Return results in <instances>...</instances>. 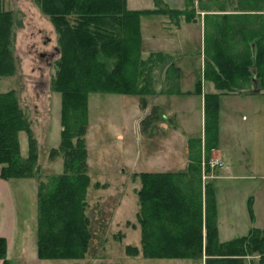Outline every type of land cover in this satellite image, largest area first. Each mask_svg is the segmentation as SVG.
<instances>
[{"label":"trees","instance_id":"trees-1","mask_svg":"<svg viewBox=\"0 0 264 264\" xmlns=\"http://www.w3.org/2000/svg\"><path fill=\"white\" fill-rule=\"evenodd\" d=\"M160 1L154 0L155 5ZM205 1L197 0L198 9H208ZM35 2L59 33L60 58L53 89L61 94L62 129L60 143L51 149L50 156L61 154L63 157L62 172L52 175L48 183L38 184L36 252L39 259L83 258L91 238L85 215L86 191L91 181L85 141L88 96L94 92L141 96L159 92L182 94L179 68L172 55L155 52L142 58L140 18L153 13L167 14L179 25L181 17L186 22H195L198 9L195 0H184L181 9L169 5L164 9H129L127 0ZM237 4L233 13L220 17L224 23L216 22L211 32L204 30L203 77L196 82L193 92L203 94L204 130L203 137H191L187 141V168L133 173L141 182L137 190L141 249L128 245V255H137L141 250L147 258L201 259L205 256V264H245L247 257H255L254 264H264V229L252 227L244 236L219 240L214 187L210 181L203 188L201 180V146L208 160L210 150L218 143L220 96L260 94L264 90V13L257 12L263 11L264 0H238ZM12 24V14L2 10L0 0V76H10L15 71ZM106 57L117 59L113 70L107 73L102 62ZM158 59L169 60L175 77L170 89L159 92L151 89L149 83ZM253 69L260 83L259 92L254 90ZM204 80L212 81L216 92L203 93ZM142 105H147L144 98ZM152 119L150 116L143 122L148 125ZM29 126L15 90L0 92V178L33 175L37 147ZM20 131L27 133L26 157L20 152ZM206 171L210 172L209 165ZM251 204L249 198V214L253 220ZM6 248V239L0 236L1 264H8L4 259Z\"/></svg>","mask_w":264,"mask_h":264},{"label":"rangeland","instance_id":"rangeland-1","mask_svg":"<svg viewBox=\"0 0 264 264\" xmlns=\"http://www.w3.org/2000/svg\"><path fill=\"white\" fill-rule=\"evenodd\" d=\"M169 1L173 4L172 6L164 0H161L159 5H155L154 0H127V5L129 9L154 7L164 9L167 5L171 8H175V6L183 8L184 6V0ZM237 1L206 0L208 9L200 10L197 7V0H195V6L198 9L195 21L197 24L185 26V30L180 32L179 37L170 41L171 47L169 48L179 47L177 45L180 43L177 44V42L180 41V37L186 38V35H190L196 39L195 36L198 35L200 26H203L204 30L206 28L210 32L213 31L216 22L224 23V19L220 18L224 13L234 12L238 6ZM261 5L263 6V3ZM1 8L12 14L11 51L15 71L13 75L0 76V92L15 90L20 107L29 121L34 138H36L37 147V160L33 167V175L27 178H11L0 185V197L5 202L2 207L4 211L10 210L6 216L0 212V235L5 234L9 242L7 255L4 259L8 260V264H205V256L201 259L147 258L142 255L141 250L137 255L127 254L126 247L128 245L141 249V228L137 219L139 211L137 190L140 188L141 182L138 177L133 176V173L135 171L138 173L161 172L162 170V167L156 163V157L146 152L149 146L155 145V143H151V140L147 142L145 134L148 132L150 122L145 125L143 120L153 116V124L157 123V128L160 127V133L153 134L151 139L157 138L159 134L160 137L168 136L175 125L171 118H164L165 115H162L158 107L155 106L154 102L157 103L159 99L154 95L141 96L103 92L91 93L88 98V131L85 138L88 150V175L91 181L86 191L85 215L89 220L91 238L84 257L70 259H39L37 257L36 193L38 184L40 182L48 183L52 175L61 173L63 170V157L60 154L50 156V148L57 147L60 140L61 94L53 89V81L58 70L57 61L60 58L59 33L49 16L43 13L35 0H1ZM257 12L264 13V9ZM207 15L211 16L208 20L206 19ZM167 17L169 18L168 15ZM160 19L161 15L142 17L143 32L145 35L147 31L154 28L157 35L153 37L151 48L170 50L164 43V39H167L166 30H163L161 25L159 26ZM180 45L181 49L184 47L192 52L195 48L200 47L198 37L196 41L192 40L186 43L184 41V44ZM157 61L151 70V82L149 83H151V89L159 92L170 89L175 82V77L173 71L170 70L168 59L165 61L158 59ZM181 61L187 64L191 62L194 67L198 63V58L190 55ZM102 62L107 73L113 70L117 59L106 57ZM186 81L183 83L184 88H190L192 85L187 84ZM204 82L212 84L204 83V86L202 83V88L208 85L214 87L212 81L204 80ZM260 94L264 95V90H261ZM228 97L224 98L223 103L226 120L229 116L230 104L236 103L234 99ZM143 98L147 101V105L151 99L153 103L149 107L147 105L144 107L142 105ZM168 98L170 101L181 99L185 102L195 103L193 102L195 100L186 98L173 96ZM263 99L256 100L259 103L260 111H264ZM233 105L232 110L238 111L237 120L240 128L238 131L228 129L224 138L225 140L229 139V147L234 159L243 153L245 160L250 161V165L235 164L229 173L230 176L223 175L213 181L216 195L220 200L221 216L223 219L226 217L227 211L229 212L231 209L230 204L231 206L234 202L238 204L242 199L246 200L249 197L252 200L255 199L254 212L257 224L264 227V120L257 118L255 126L249 127L247 124L250 115L257 110V104L253 108L242 100ZM131 116L133 119L130 121ZM191 117H189L191 124L186 131L195 133L198 130L195 123L196 116ZM119 122H122L125 127L122 135L119 131ZM162 123L165 125L162 126ZM143 127L145 128L143 129ZM183 128L185 130V126ZM117 129L120 133H116ZM18 137L21 154L27 156V133L20 132ZM48 137L46 145L37 142V139H41V143H43ZM115 138L123 139V142L119 140V144L116 145ZM172 143H176L175 138L172 139ZM215 149L210 150L209 159L206 160L207 154H205L204 146H201L203 188L206 183L211 181L212 172L216 168L219 167L220 174L224 169L221 168L223 162L216 155ZM214 157H217L221 164L214 169L209 166L210 172H207L206 167L209 165V160ZM171 160L173 162L170 167L176 166L174 161L177 159L171 158ZM96 183L99 186H96ZM245 221L247 222L246 218ZM240 233L235 234L239 235ZM222 237L225 238V235ZM0 260L3 262V259ZM256 260L255 257H247L245 264H254Z\"/></svg>","mask_w":264,"mask_h":264},{"label":"crops","instance_id":"crops-1","mask_svg":"<svg viewBox=\"0 0 264 264\" xmlns=\"http://www.w3.org/2000/svg\"><path fill=\"white\" fill-rule=\"evenodd\" d=\"M164 1L167 2L170 6L173 5L172 3H170L169 0H167V1L164 0ZM127 7H128V5H127ZM175 8L181 9L180 7H176V6H175ZM150 15L151 16L161 15V19H160L161 23H159V26L161 25L163 30H166V38L167 39H164V43H166L168 45L167 46L168 48L171 47L170 41H174V39L178 38L180 35V32L185 30V26H187V25L192 26L194 24H197V22H186L184 20V18L181 17V19L179 21V25H176L174 20H170L169 19L170 17L168 18L167 15L157 14V13H153V15L152 14L143 15L140 18V29H141V36H142V48H141L142 58L145 59L149 56V54L155 53V52H162L164 54H170V55L172 54V56L174 57V63L179 68L178 84H179L180 91L182 92V94H166V93H160L159 92V93L154 95V97L159 99V101H157V103L154 102L155 106L158 107V109L160 110L162 115H165L164 118L165 117L171 118L173 120L175 126H173V128L171 129V132L168 136L160 137V134H159L157 136V138L151 139L153 134L160 133V127L157 128V123L153 124L152 121L154 119H152V121L149 124L150 126L148 129V132H146L145 135L147 136V142L149 140H151V143H155V145L149 146V148L146 152H148L150 155H153L156 157L157 165L162 167L161 172L181 171V170H185L187 168L188 163H189L188 155H187V152H188L187 141H188V139L191 137H199V136L203 137V130H204L203 94L198 95V94H194L193 92L195 89L196 82L200 78L202 79V77H203L204 27L200 26V28L198 30V35L195 36L196 39L194 38V36H190V35L185 34L186 38L180 37V39H179L180 41L177 42V44H179V43L184 44V41H185V43L191 42L192 40L196 41L197 37H198V42L200 44V47L195 48V50H194L195 52L187 50L184 47H182V49H181L180 44L177 45L179 47L169 48L170 50H159V49L154 50V48H151V45H152L151 43H152L153 37H155L157 35L154 31V28H151L149 31H147L148 26L146 27V25H147V23H146L145 27H146L147 34L144 35V32H143L142 17H148ZM162 16H163V18H162ZM147 38H148V40H147ZM146 40H147V42H146ZM149 40H151V41L149 42ZM172 51H175V52H172ZM190 55L196 56V58H198V63L195 64L194 67L192 66L191 62L187 64L186 62L181 61V60H183V58L189 57ZM190 58H192V57H190ZM192 68H194V69H192ZM185 80H187L186 81V82H188L187 84L192 85V86H190V88H184L183 83ZM202 83L203 84L204 83L205 84H212L210 82H204V81H202ZM205 84H204V86H205ZM202 91H203V93L216 92V89L213 87V85H208L207 87L202 88ZM187 92H191V94H186ZM172 96L175 98L176 97L177 98H186V99L192 100V101L195 100V101H193L195 103L185 102L181 99H175L174 101H170V99L168 97H172ZM226 96H229L228 98L234 99L236 101V103H240L242 100H244L246 105H249V106L251 105V107H253V108L257 104V110H255V112H254L255 115H254V113L250 115V119H249V122L247 124L249 127L255 126V121L257 118L264 120V111L259 110V103L256 101V100H260L261 98H264V95L230 93V94H222L220 96V98H219V118H218V143H217V146L215 149V153L223 162V164L221 165V168L223 167L224 169L221 172V174L218 171L219 167L216 168L214 172H212L213 173L212 174L213 176L211 177V183L212 184L216 178H220L223 175L224 176H230L229 173L231 172L232 167L235 164H238L240 166L250 165V161L245 160V156L243 155V153H240L238 155V158L234 159L232 151L229 147V139L227 138L225 140V138H224L225 132L226 131L228 132V129L238 131L240 128V126L238 124V120H237L238 111L232 110L233 106H234L233 104H236V103L230 104V109L228 111L229 116L227 117V120L225 118L223 103H224V98H226ZM88 98H89V96H88ZM152 103L153 102L151 99L150 101H148L147 106L149 107V105ZM237 108H239V107H237ZM228 112H227V114H228ZM194 115L196 116L195 123L197 124L196 126H198V128H197L198 130L195 133L187 132L186 129L191 124V120L189 119V117L194 116ZM242 117L244 118V116H242ZM132 119L133 118L131 116L130 121ZM130 121H129V125H130ZM164 125L165 124L162 123V126H164ZM118 126L120 128L119 131H121V133L118 131V129H117L116 133H120L122 135V132H124L123 130L125 129V127H124L122 122L121 123L119 122ZM184 126H185V130H183ZM61 129H62V127L60 126V132H61ZM136 129H138V128H136ZM87 131H88V129H87ZM20 132H24V131H20ZM131 133H132V130H131ZM85 136H86V134H85ZM135 136H136V131H135ZM174 138L176 139V143H172V139H174ZM18 139H19V137H18ZM48 139H49V137L47 138V140L45 139V141H43V143H41V139L40 140L37 139V142L40 143L41 145H46ZM119 140H121L123 142V139H120V138L116 139V142H117L116 145L119 144L118 143ZM85 141H86V138H85ZM59 143H60V140H59ZM181 143H183V145H181ZM179 146H181V147H179ZM57 147H54V148H57ZM50 150H51V148H50ZM121 150H122V147H121ZM20 152H21V150H20ZM87 152H88V150H87ZM21 156L26 157V155L23 156L22 154H21ZM171 158L177 159L176 161H174V164H176V166H174V167H170L172 165L171 163L173 162V160H171ZM147 172H151V171H147ZM134 173H138V172L135 171ZM8 180L9 179L0 178V185H3ZM213 187H214V184H213ZM214 192H215L216 208H217L218 238L220 241H226V240H230V239H233V238H236L239 236H244L252 228L251 226H255L257 228L264 229L263 226H258V224H257V220H256L255 212H254L255 199L252 200V204H251L252 210L254 213V219L253 220H251L250 214H249V208H248L249 197L246 198V200L242 199L238 204L235 202L233 203L232 206L230 204L229 206L231 209L230 210L228 209L229 212L227 211V215L223 219V217L221 216L220 200L216 195L215 187H214ZM4 203H5L4 200L0 197V212L3 216H6V213H8L10 210L4 211V209L2 207V205ZM241 217H242V219H239ZM245 218H246L248 223L245 221ZM245 231H247V232L245 233ZM237 232H241V233L239 235H237V234H235ZM222 235H225V238H223ZM235 235H237V236H235ZM0 236L4 237L6 239V244H7L6 255H7V249H8L9 242L7 241L5 234H2ZM36 254H37V252H36ZM1 263L2 262L0 260V264Z\"/></svg>","mask_w":264,"mask_h":264},{"label":"water","instance_id":"water-1","mask_svg":"<svg viewBox=\"0 0 264 264\" xmlns=\"http://www.w3.org/2000/svg\"><path fill=\"white\" fill-rule=\"evenodd\" d=\"M253 85L255 87V91L259 92L260 91V83L259 80L256 79V70L253 69V77H252Z\"/></svg>","mask_w":264,"mask_h":264},{"label":"built area","instance_id":"built-area-1","mask_svg":"<svg viewBox=\"0 0 264 264\" xmlns=\"http://www.w3.org/2000/svg\"><path fill=\"white\" fill-rule=\"evenodd\" d=\"M220 164H221V161L217 157H214V158L209 160L210 168L214 169L215 167L220 166Z\"/></svg>","mask_w":264,"mask_h":264}]
</instances>
